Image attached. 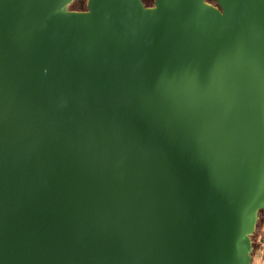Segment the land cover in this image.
Wrapping results in <instances>:
<instances>
[{"label": "water", "instance_id": "obj_1", "mask_svg": "<svg viewBox=\"0 0 264 264\" xmlns=\"http://www.w3.org/2000/svg\"><path fill=\"white\" fill-rule=\"evenodd\" d=\"M0 0V264H251L264 0Z\"/></svg>", "mask_w": 264, "mask_h": 264}, {"label": "flooded vegetation", "instance_id": "obj_2", "mask_svg": "<svg viewBox=\"0 0 264 264\" xmlns=\"http://www.w3.org/2000/svg\"><path fill=\"white\" fill-rule=\"evenodd\" d=\"M251 244H252L251 264L253 262L254 254L260 249V247H262L263 249L261 251V256L264 260V210L259 212L255 230L251 235Z\"/></svg>", "mask_w": 264, "mask_h": 264}, {"label": "trees", "instance_id": "obj_3", "mask_svg": "<svg viewBox=\"0 0 264 264\" xmlns=\"http://www.w3.org/2000/svg\"><path fill=\"white\" fill-rule=\"evenodd\" d=\"M146 6H151L153 0H142ZM210 3H215V0H207ZM85 0H74L73 3L69 6L71 10H85Z\"/></svg>", "mask_w": 264, "mask_h": 264}, {"label": "rangeland", "instance_id": "obj_4", "mask_svg": "<svg viewBox=\"0 0 264 264\" xmlns=\"http://www.w3.org/2000/svg\"><path fill=\"white\" fill-rule=\"evenodd\" d=\"M84 3H86V0H85ZM262 250H263L262 247H260V249L254 254L252 264H264V260H263V258L261 256V251Z\"/></svg>", "mask_w": 264, "mask_h": 264}]
</instances>
